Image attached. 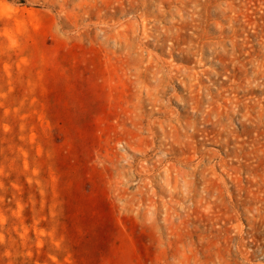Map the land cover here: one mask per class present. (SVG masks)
I'll use <instances>...</instances> for the list:
<instances>
[{
    "label": "rangeland",
    "instance_id": "1",
    "mask_svg": "<svg viewBox=\"0 0 264 264\" xmlns=\"http://www.w3.org/2000/svg\"><path fill=\"white\" fill-rule=\"evenodd\" d=\"M0 264H264V0H0Z\"/></svg>",
    "mask_w": 264,
    "mask_h": 264
}]
</instances>
